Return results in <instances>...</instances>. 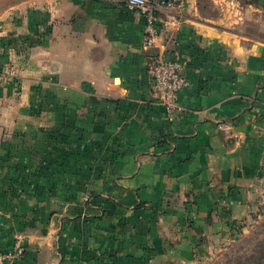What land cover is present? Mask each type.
I'll use <instances>...</instances> for the list:
<instances>
[{
	"label": "crops",
	"instance_id": "obj_1",
	"mask_svg": "<svg viewBox=\"0 0 264 264\" xmlns=\"http://www.w3.org/2000/svg\"><path fill=\"white\" fill-rule=\"evenodd\" d=\"M0 20V250L22 239L18 264H196L250 216L264 0H184L147 48L125 0L22 1ZM158 54L189 80L179 111L151 86Z\"/></svg>",
	"mask_w": 264,
	"mask_h": 264
},
{
	"label": "built area",
	"instance_id": "obj_2",
	"mask_svg": "<svg viewBox=\"0 0 264 264\" xmlns=\"http://www.w3.org/2000/svg\"><path fill=\"white\" fill-rule=\"evenodd\" d=\"M126 6L145 17L143 46L155 44L160 34V13L169 8H183L184 0H125ZM5 71L0 67V83ZM148 74L153 91L159 102L169 111H179V94L189 85L181 63L155 55L149 65ZM89 200V197H86ZM25 255L22 239H17L10 250H0V264H18Z\"/></svg>",
	"mask_w": 264,
	"mask_h": 264
},
{
	"label": "rangeland",
	"instance_id": "obj_3",
	"mask_svg": "<svg viewBox=\"0 0 264 264\" xmlns=\"http://www.w3.org/2000/svg\"><path fill=\"white\" fill-rule=\"evenodd\" d=\"M22 1L32 0H0V15L8 6ZM247 28L254 34L258 24L251 23L244 31ZM236 228L229 237L218 239L205 250L204 257L196 264H264V187L250 216Z\"/></svg>",
	"mask_w": 264,
	"mask_h": 264
},
{
	"label": "water",
	"instance_id": "obj_4",
	"mask_svg": "<svg viewBox=\"0 0 264 264\" xmlns=\"http://www.w3.org/2000/svg\"><path fill=\"white\" fill-rule=\"evenodd\" d=\"M2 24H3V22H2V21H0V27L2 26Z\"/></svg>",
	"mask_w": 264,
	"mask_h": 264
}]
</instances>
